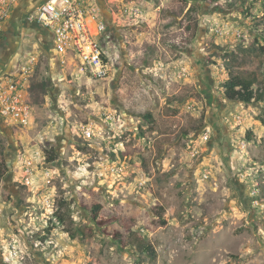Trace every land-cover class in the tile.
I'll return each mask as SVG.
<instances>
[{"label": "rangeland", "instance_id": "rangeland-1", "mask_svg": "<svg viewBox=\"0 0 264 264\" xmlns=\"http://www.w3.org/2000/svg\"><path fill=\"white\" fill-rule=\"evenodd\" d=\"M97 1L114 33L110 76H76L37 48L35 120L0 126V264H264V101L223 87L230 68L264 85V0ZM93 203L130 218L157 258L105 235ZM84 225L94 234L67 231Z\"/></svg>", "mask_w": 264, "mask_h": 264}, {"label": "built area", "instance_id": "built-area-1", "mask_svg": "<svg viewBox=\"0 0 264 264\" xmlns=\"http://www.w3.org/2000/svg\"><path fill=\"white\" fill-rule=\"evenodd\" d=\"M17 1L0 0V38ZM133 12L137 14L139 9ZM29 19L51 30L59 65L93 81L110 76L115 66L114 37L97 0H41ZM37 61L33 53L25 57L17 73L0 70V116L10 127H28L35 120L28 78ZM83 134L92 135L89 129Z\"/></svg>", "mask_w": 264, "mask_h": 264}, {"label": "trees", "instance_id": "trees-1", "mask_svg": "<svg viewBox=\"0 0 264 264\" xmlns=\"http://www.w3.org/2000/svg\"><path fill=\"white\" fill-rule=\"evenodd\" d=\"M261 77L258 72L252 71L248 74H242L239 72H234L230 68L228 79L223 83L224 96L226 99L239 101L245 104H250L253 102H263L264 101V85L260 84ZM47 85L44 82L37 83L32 81L30 85V91L35 92L37 88L46 92ZM145 117L152 120V115L150 113L146 114ZM261 122L264 124V116L260 117ZM251 139V138H250ZM48 161L53 162L58 158V152L55 149L48 150ZM5 165V157L2 151H0V180L3 178L2 167ZM6 200H10L9 195L5 196ZM64 204V202L62 203ZM86 209L90 211V220L95 223L102 232L110 237L115 243L120 247L133 246L139 255H146L152 259H156L158 256L157 250L154 244L148 240L141 232L133 229V223L130 218H126L123 214H114L111 216L106 215L103 212V205L101 203H93L90 206H86ZM156 214L159 217V225L164 226L167 224L164 218L165 209L163 207L156 210ZM67 215L63 210H56L54 216L57 218L58 222L61 224L66 223ZM51 227H56V223L50 219ZM112 224H118L123 229H113L108 230V226ZM52 228L46 229L45 232L50 231ZM67 231L71 237H86L94 234L92 226H68ZM142 257V256H141Z\"/></svg>", "mask_w": 264, "mask_h": 264}, {"label": "crops", "instance_id": "crops-1", "mask_svg": "<svg viewBox=\"0 0 264 264\" xmlns=\"http://www.w3.org/2000/svg\"><path fill=\"white\" fill-rule=\"evenodd\" d=\"M40 1L18 0L14 5L0 38V70L17 73L26 56L35 53L38 57L37 48L41 52L43 51L51 62L55 60L49 52V48L46 47L50 39L53 41L51 30L29 19L30 11ZM102 12L104 13V11ZM105 17L111 18L110 16L108 17L107 13ZM1 124L9 126L0 116V126H2Z\"/></svg>", "mask_w": 264, "mask_h": 264}, {"label": "flooded vegetation", "instance_id": "flooded-vegetation-1", "mask_svg": "<svg viewBox=\"0 0 264 264\" xmlns=\"http://www.w3.org/2000/svg\"><path fill=\"white\" fill-rule=\"evenodd\" d=\"M105 16V15H104ZM109 29H110V31H111V33H112V35H113V37H114V33H113V31H112V28L111 27H109ZM47 48H49V52L52 54V56H53V58L56 60V54H55V52H54V50H53V41L50 39V41H49V43L47 44V46H46ZM6 167H7V169L9 170V167L6 165ZM16 183V182H15Z\"/></svg>", "mask_w": 264, "mask_h": 264}]
</instances>
